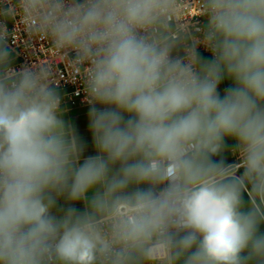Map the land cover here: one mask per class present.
<instances>
[{
  "label": "clouds",
  "instance_id": "1",
  "mask_svg": "<svg viewBox=\"0 0 264 264\" xmlns=\"http://www.w3.org/2000/svg\"><path fill=\"white\" fill-rule=\"evenodd\" d=\"M184 2L0 0V264H264V0H197L199 28ZM17 18L81 72L82 162L49 61L11 66Z\"/></svg>",
  "mask_w": 264,
  "mask_h": 264
},
{
  "label": "built area",
  "instance_id": "2",
  "mask_svg": "<svg viewBox=\"0 0 264 264\" xmlns=\"http://www.w3.org/2000/svg\"><path fill=\"white\" fill-rule=\"evenodd\" d=\"M181 14L192 20L197 28L203 25V12L197 6V0H185L181 5ZM7 28L12 33L8 39V47L11 50V66L19 71L25 66H32L39 62H48L53 70L54 87L60 96V108L62 114L75 111L88 110L84 80L79 69L72 70L63 58H57L55 50L50 48L48 41L30 40L23 30L19 18L8 20ZM198 52L203 59H211V53L203 45L198 47ZM227 88L225 81L219 86L223 94Z\"/></svg>",
  "mask_w": 264,
  "mask_h": 264
},
{
  "label": "rangeland",
  "instance_id": "3",
  "mask_svg": "<svg viewBox=\"0 0 264 264\" xmlns=\"http://www.w3.org/2000/svg\"><path fill=\"white\" fill-rule=\"evenodd\" d=\"M225 84L227 87L231 85V81L225 80ZM89 110V109H88ZM88 110H81L72 112L68 115L62 114V118L65 120L66 124L72 125L80 139L85 143V151L83 152L81 156V162L83 159L89 155H95L96 150L92 143V136L88 128L89 120H88ZM235 143H227V148H225L224 153L222 154L221 158L219 160H223V162L227 164H237L240 163V158L238 154H234L232 149L235 147ZM240 172L243 171V169H239ZM245 200L248 199L247 194H245ZM61 205H64L65 202L63 199L59 201ZM77 208H83L82 203H77L75 205ZM261 231H264V225H261Z\"/></svg>",
  "mask_w": 264,
  "mask_h": 264
},
{
  "label": "trees",
  "instance_id": "4",
  "mask_svg": "<svg viewBox=\"0 0 264 264\" xmlns=\"http://www.w3.org/2000/svg\"><path fill=\"white\" fill-rule=\"evenodd\" d=\"M234 142H235V140H233V139H231V138H226V144H227V143H231V144H233ZM223 153H224V151H223ZM223 153H222V154H223ZM222 154H221L220 156L213 157V159L216 160V161H219V159L221 158Z\"/></svg>",
  "mask_w": 264,
  "mask_h": 264
},
{
  "label": "crops",
  "instance_id": "5",
  "mask_svg": "<svg viewBox=\"0 0 264 264\" xmlns=\"http://www.w3.org/2000/svg\"><path fill=\"white\" fill-rule=\"evenodd\" d=\"M76 112V111H75ZM68 114H70V113H66L65 115H68Z\"/></svg>",
  "mask_w": 264,
  "mask_h": 264
}]
</instances>
